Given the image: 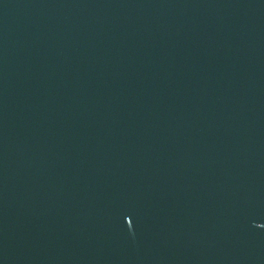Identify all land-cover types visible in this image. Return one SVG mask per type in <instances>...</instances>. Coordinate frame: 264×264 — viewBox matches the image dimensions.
Returning <instances> with one entry per match:
<instances>
[{"label":"water","instance_id":"obj_1","mask_svg":"<svg viewBox=\"0 0 264 264\" xmlns=\"http://www.w3.org/2000/svg\"><path fill=\"white\" fill-rule=\"evenodd\" d=\"M0 264H264V0H0Z\"/></svg>","mask_w":264,"mask_h":264}]
</instances>
